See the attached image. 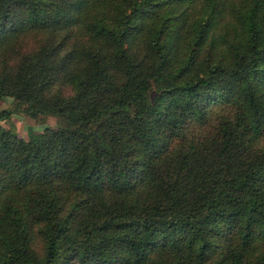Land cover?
<instances>
[{
  "label": "trees",
  "instance_id": "16d2710c",
  "mask_svg": "<svg viewBox=\"0 0 264 264\" xmlns=\"http://www.w3.org/2000/svg\"><path fill=\"white\" fill-rule=\"evenodd\" d=\"M29 29L0 120L57 126L0 124V264H264V0H0Z\"/></svg>",
  "mask_w": 264,
  "mask_h": 264
},
{
  "label": "rangeland",
  "instance_id": "374dc122",
  "mask_svg": "<svg viewBox=\"0 0 264 264\" xmlns=\"http://www.w3.org/2000/svg\"><path fill=\"white\" fill-rule=\"evenodd\" d=\"M77 32L76 28L71 30V33ZM46 38L45 32L42 30L29 29V31H20L17 34L12 35L6 42V44L0 48V63L5 61L9 66H14L18 59L26 53L35 51ZM81 37L76 34L66 41V44L70 46L73 42H80ZM68 92V90H66ZM154 97V93L151 94ZM14 107V101L12 99L6 98L4 101L0 102L1 109H12ZM229 111H227L226 106L219 105L214 106L213 111L209 116V119L202 123H187L185 128V135L189 137H202L206 136L207 133L213 128L217 127L222 121L223 117L227 116ZM34 121L28 120L21 113H13L10 118L6 120H0V124L11 130L13 133L17 134L18 137L27 139L29 132L32 130L35 133L42 132L45 128H55L57 126V121L54 116L47 115L40 119L38 124L30 126ZM264 143V139L260 140V144Z\"/></svg>",
  "mask_w": 264,
  "mask_h": 264
},
{
  "label": "crops",
  "instance_id": "0c3cea01",
  "mask_svg": "<svg viewBox=\"0 0 264 264\" xmlns=\"http://www.w3.org/2000/svg\"><path fill=\"white\" fill-rule=\"evenodd\" d=\"M29 120V119H28ZM30 126H34V123L30 124Z\"/></svg>",
  "mask_w": 264,
  "mask_h": 264
}]
</instances>
